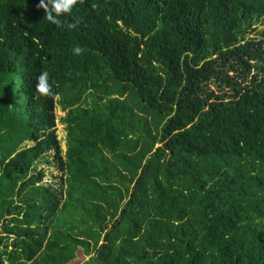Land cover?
Listing matches in <instances>:
<instances>
[{"label":"trees","instance_id":"16d2710c","mask_svg":"<svg viewBox=\"0 0 264 264\" xmlns=\"http://www.w3.org/2000/svg\"><path fill=\"white\" fill-rule=\"evenodd\" d=\"M61 15L0 0V264H264V0Z\"/></svg>","mask_w":264,"mask_h":264},{"label":"rangeland","instance_id":"374dc122","mask_svg":"<svg viewBox=\"0 0 264 264\" xmlns=\"http://www.w3.org/2000/svg\"><path fill=\"white\" fill-rule=\"evenodd\" d=\"M253 29V30H250ZM249 29V32H247L248 36H255L258 35L260 31L264 30V23L258 22L257 24L253 25ZM209 87L211 89L219 90L220 86L217 82H210ZM224 89V88H223ZM226 90V89H224ZM222 92V91H219ZM56 113V128H57V134L58 138L60 139V144L62 148V152L64 154L66 147H67V141H66V129H65V123L62 121L63 117L65 116L66 112L61 109L60 104L56 105L55 108ZM53 154L52 151H48L47 155L49 156V163L45 162L43 160L39 166H37V169H44L46 172L45 178L43 179L44 182L49 183L53 185L54 187H60V184L62 183L61 176L62 171L60 168H58V164L50 157ZM89 255H86L83 253L82 249L79 248L77 251V256L69 261L67 264H82L86 260L89 259Z\"/></svg>","mask_w":264,"mask_h":264},{"label":"clouds","instance_id":"9594fccd","mask_svg":"<svg viewBox=\"0 0 264 264\" xmlns=\"http://www.w3.org/2000/svg\"><path fill=\"white\" fill-rule=\"evenodd\" d=\"M75 3L76 0H47V3H45V0H39V6L44 9V18L58 27L61 24V14H70ZM74 26V23L67 24L68 28H72ZM72 52L73 54L78 55L82 52V48L79 46L73 47ZM36 79L37 91L42 94H50L48 73L41 72Z\"/></svg>","mask_w":264,"mask_h":264}]
</instances>
